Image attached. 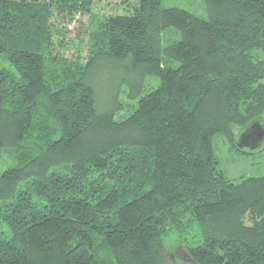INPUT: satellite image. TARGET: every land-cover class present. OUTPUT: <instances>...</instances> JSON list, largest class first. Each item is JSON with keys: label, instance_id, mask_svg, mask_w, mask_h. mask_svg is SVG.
Returning a JSON list of instances; mask_svg holds the SVG:
<instances>
[{"label": "trees", "instance_id": "obj_1", "mask_svg": "<svg viewBox=\"0 0 264 264\" xmlns=\"http://www.w3.org/2000/svg\"><path fill=\"white\" fill-rule=\"evenodd\" d=\"M163 1L95 19L69 58L96 0H0V264H168L165 237L195 223L197 264H264V174L232 180L214 147L264 117V0H206L209 18ZM105 60L138 77L122 119L93 82Z\"/></svg>", "mask_w": 264, "mask_h": 264}, {"label": "rangeland", "instance_id": "obj_2", "mask_svg": "<svg viewBox=\"0 0 264 264\" xmlns=\"http://www.w3.org/2000/svg\"><path fill=\"white\" fill-rule=\"evenodd\" d=\"M137 0H96L93 14H86L81 16L77 22L69 25L71 30L67 33L66 40L68 47L64 49L66 57L80 56L85 58L88 53V31L95 19L104 15L126 13L130 8L129 5H134ZM165 7H180L187 9L193 13L201 15L205 18L210 17V11L206 0H164ZM180 38V33L175 27H169L164 30L163 43L167 44ZM259 56L264 57V52L261 49L254 50ZM177 65V63H176ZM5 68L15 71L10 65L6 57L0 55V69ZM18 75V74H17ZM93 82L99 85V89L105 92L104 106L115 107V119H122L129 115L131 108L127 107L129 103H134L129 93L134 91L133 83L136 84L138 77L135 72L130 71L129 68L118 66L115 62L105 60L97 66L92 74ZM264 81V78H263ZM159 79L151 76H146L141 79L139 89L137 86V98L140 95L146 94L154 89L159 84ZM117 93V94H115ZM244 128H246L244 126ZM244 128H235L237 132L235 147L224 132H220L214 137V147L218 155V166L226 175L234 181H239L242 177L260 176L264 174V141L250 142L249 145L240 143L239 134H242ZM257 147V148H255ZM6 150L0 159V175L9 166L16 163L15 158L12 157ZM193 229L189 228L186 232H171L165 237V245L167 247L166 259L168 264H197L191 259L186 249L183 247L187 243L195 240L192 234L199 231L197 223L194 224ZM11 235V231L5 222H0V237H7Z\"/></svg>", "mask_w": 264, "mask_h": 264}, {"label": "water", "instance_id": "obj_3", "mask_svg": "<svg viewBox=\"0 0 264 264\" xmlns=\"http://www.w3.org/2000/svg\"><path fill=\"white\" fill-rule=\"evenodd\" d=\"M245 127H243L242 134H239V141L242 146L249 145L250 142L256 143L264 141V117H258L252 120Z\"/></svg>", "mask_w": 264, "mask_h": 264}]
</instances>
